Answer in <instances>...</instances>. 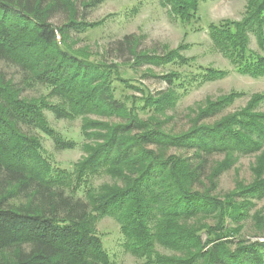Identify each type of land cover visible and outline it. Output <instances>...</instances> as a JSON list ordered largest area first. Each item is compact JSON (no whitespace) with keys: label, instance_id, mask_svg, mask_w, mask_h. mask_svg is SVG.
I'll use <instances>...</instances> for the list:
<instances>
[{"label":"trees","instance_id":"trees-1","mask_svg":"<svg viewBox=\"0 0 264 264\" xmlns=\"http://www.w3.org/2000/svg\"><path fill=\"white\" fill-rule=\"evenodd\" d=\"M161 3L188 21L199 0ZM66 4L68 0H0V61L19 66L23 83L50 86L63 105L22 97L19 87L0 77V264H113L94 227L95 214L115 216L126 237L125 248L145 257L147 264H264V241L234 240L231 231V225L250 217L252 200L264 198V161L250 183H237L223 197L204 189L206 181L214 186L215 176L237 155L264 145V112L255 111L264 93L218 118L240 93L208 98L191 126L179 133L164 130L154 119L145 123L114 95L111 82L117 66L97 64L66 44L71 33L103 19L84 23L73 18L60 26L49 22L55 11L67 9ZM249 32L264 49V0H247L239 21L209 24L214 45L239 73L264 75V55L249 48ZM131 55L136 65L186 61L176 49L156 55L132 50ZM206 72L209 78L224 75L213 68ZM161 77L170 85L166 92L158 97L143 92L144 105L158 114L176 99L172 86L190 85L188 74L178 71ZM117 80L131 86L120 75ZM132 98L141 107V98ZM48 107L58 118L107 112L122 119L107 124L104 133L88 135L89 126L101 124L86 120L85 134L99 140L75 169L77 180L102 171L119 185L104 184L98 192L90 187L83 198L66 192L68 175L54 172L38 138L23 130L37 128L54 136L58 149L73 147L48 127L43 113ZM216 154L224 155V161L211 160ZM210 217L212 224L202 221ZM155 243L170 253L155 252Z\"/></svg>","mask_w":264,"mask_h":264},{"label":"rangeland","instance_id":"rangeland-1","mask_svg":"<svg viewBox=\"0 0 264 264\" xmlns=\"http://www.w3.org/2000/svg\"><path fill=\"white\" fill-rule=\"evenodd\" d=\"M90 1L92 0H68L70 5L66 4L67 9L55 11L49 22L60 26L73 18L84 23L103 19L101 24L71 33L66 44H69L73 51H79L97 64L117 66L119 72L112 73L111 82L115 90L114 95L145 123L154 119L161 123L159 125L164 130L179 133L191 126L198 109L204 107L208 98L214 101L231 92L240 93L216 116L218 118L244 108L252 95L264 93V75L239 73L235 65L214 45L209 34L210 23L226 19L241 20L245 15L247 0H199L197 11L188 21L175 17L167 6L162 5L161 0H95L99 2L95 6L85 5ZM125 36L129 38L125 39ZM248 37L249 48L264 55V49L259 46L255 33L249 32ZM175 49L186 60L182 64L136 65L131 55L132 50L156 55ZM209 68L222 71L224 75L209 78L206 72ZM170 71L188 74L190 85L172 86L178 95L176 94L173 103L167 105L163 114H158L153 107L144 105L143 92L154 97L166 92L170 85L161 76ZM119 75L127 79L131 86L117 80ZM0 77L19 87L22 97L40 98L49 105L63 106L62 101L51 93L50 86L33 81L29 85L23 83L20 67L10 61H0ZM132 97L141 98V101H137L141 107L134 105ZM255 111L264 112V100ZM43 113L48 127L54 134L64 141L72 142L73 147L58 149L54 136L37 128L29 129L23 126V130L38 138L42 148L41 154L54 172L68 175L67 193L83 198L90 192V187L98 192L104 184H120L118 180L102 171L85 176L82 180H77L75 176L77 164L99 140L87 135L91 132L104 133L105 126L122 121L120 117L111 116L107 112H88L73 118H58L49 107L44 108ZM86 120L101 125L89 126L86 135ZM211 160L224 161V155H213ZM233 160L227 169L215 176L214 186L211 188V184L206 181L208 187L204 189L210 190L212 195L223 197L233 192L237 183H250L254 178L253 171L264 161V145L250 154L237 155ZM261 163L264 166V163ZM262 169L261 177L264 178V168ZM201 189L203 190V187ZM252 201L250 217L238 225H231L234 240L264 241V198ZM202 221L212 224L214 219L203 218ZM94 227L113 264H147L145 257L135 255L125 248L126 237L115 216L108 214L99 217L95 214ZM202 236L204 239L205 235ZM154 251L170 253L160 243H155Z\"/></svg>","mask_w":264,"mask_h":264}]
</instances>
